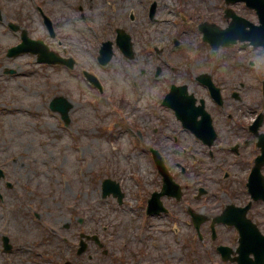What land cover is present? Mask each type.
Segmentation results:
<instances>
[{
    "label": "rangeland",
    "instance_id": "374dc122",
    "mask_svg": "<svg viewBox=\"0 0 264 264\" xmlns=\"http://www.w3.org/2000/svg\"><path fill=\"white\" fill-rule=\"evenodd\" d=\"M152 1L157 2L153 22L147 17ZM37 7L51 19L61 16L56 20L57 32L69 43V52L78 57L73 72L37 63L31 54L6 58V49L19 42V34L6 23L20 26L32 39L44 40L50 49L56 45ZM224 7L222 0H0L4 19L0 21V172L5 175L0 182L1 233L9 232V223L11 232L27 233L33 228L29 219L34 213L41 219L38 228L48 231L62 223L54 218L67 217L68 206L80 210L88 191L86 201L97 207L95 191L106 175L130 193L137 192V186L148 191L159 187L161 180L148 148H160L151 140L167 150L162 155L174 181L182 183L184 178L187 185L197 188L200 181L213 186L217 179L222 188L236 189L231 182H237L232 176L237 168L223 167L226 154L220 153L216 143L222 145L231 133L223 122L250 121L263 111L264 50L214 51L202 42L198 23L209 20L221 26ZM235 8L249 13L241 5ZM209 13H214L213 19ZM113 28H123L130 35L133 57L126 59L115 49L114 58L101 66L95 62L94 45L109 30L107 37L112 36ZM157 68L161 74L155 77ZM83 70L97 77L101 93L88 88ZM200 73L210 74L223 87L225 106L233 115L223 120L206 100L213 118L217 117L214 126L219 138L212 147L221 154L218 161L217 155L215 159L207 153L196 155L195 151H203L201 145L159 103L171 84L185 83L198 98H204V90L195 81ZM233 92L238 99L232 97ZM56 96L70 101L67 126L60 113L49 108ZM135 132L142 136L140 142L136 143ZM181 167L187 172L180 171ZM222 167L230 171L227 179L222 178ZM242 169L245 166L236 172L240 177ZM127 201L130 205V197ZM99 212L90 209V216L99 218ZM105 222L111 223L112 218Z\"/></svg>",
    "mask_w": 264,
    "mask_h": 264
},
{
    "label": "flooded vegetation",
    "instance_id": "af4514ba",
    "mask_svg": "<svg viewBox=\"0 0 264 264\" xmlns=\"http://www.w3.org/2000/svg\"><path fill=\"white\" fill-rule=\"evenodd\" d=\"M78 11L81 13L80 18H83L85 14L82 6H78ZM209 14L214 17V13ZM236 14L250 24H258L256 13ZM58 18L61 16L53 19L55 32L58 29ZM223 20L224 24H228L232 18L223 16ZM55 37L57 38V35ZM244 47L254 49L249 44ZM213 107L216 112H220L223 120L233 118L232 113L227 110L228 106L223 108V105L218 106L213 102ZM259 115L261 116L256 114L250 121L240 120L238 123L228 124L223 122L231 133L222 145L216 143L219 138L214 126L217 117L212 118L216 138L210 147L204 146L193 133L182 130L190 133L201 145L203 151H195L196 155L207 153L209 159H215L214 156L217 155L215 160L218 161L220 155L225 153L221 160L223 167L229 165L237 168L238 172L239 167L245 166V169H242V177L236 172L232 175L237 180L231 182L234 183L235 190L228 186L222 188L217 179H214L216 185H203V181H200L199 187L195 188L187 185L186 179L183 178L182 183L177 182L180 185L179 197L161 196L157 210L147 214L148 208L153 209L156 204L153 198L155 192L160 190L161 178L159 187L152 191L137 187V192L130 193L121 186V199L112 193L103 196V188L99 186L95 191L99 200L97 207L90 206L91 201H86L89 198L88 191L85 193L82 208L75 211L68 206L67 217L54 218L55 222L62 223H55L49 232L39 229L33 219H29L33 228L27 229L24 234L11 232L14 229L9 223L6 229L9 232H0V264H249L252 259L255 261L256 257L264 264V239L256 238L253 233L256 229L264 237V202L250 201L245 185L250 171L255 166L253 160L259 154L257 137L264 135L263 122L254 127V120ZM173 140L176 141L177 138L174 137ZM151 142L160 148L157 150L161 155L166 154L167 150L161 149L155 140ZM215 143L221 154L213 150ZM163 159L166 161L164 157ZM223 167L222 178L227 179L230 171L223 170ZM180 169L183 173L187 172L186 167ZM224 195L228 196L227 201L222 200ZM128 197L131 205L127 204ZM248 203L245 217L254 225L253 229L249 225L248 235L249 241L254 243L252 248L242 253L244 258L238 261V227L232 222H217L216 218L230 211L226 217L228 219L229 216L233 221V208H242ZM93 208L100 210L99 218L90 216V209ZM227 210L229 211L226 213ZM113 215H116L115 218ZM107 218H112V222L106 224ZM37 219L41 222L39 217ZM4 226L7 227L8 223H4ZM42 230L46 233H41ZM4 238L7 241H4ZM255 242H259L260 249H255Z\"/></svg>",
    "mask_w": 264,
    "mask_h": 264
},
{
    "label": "water",
    "instance_id": "95a60500",
    "mask_svg": "<svg viewBox=\"0 0 264 264\" xmlns=\"http://www.w3.org/2000/svg\"><path fill=\"white\" fill-rule=\"evenodd\" d=\"M227 4L244 1L246 5L250 8H254L256 13H264V0H225ZM226 13H232L229 10H226ZM229 15V14H228ZM199 29L203 31L204 37L203 39L210 42L213 48H217L218 46H229L230 43L234 42V38H232L233 27L232 24L225 30H220L216 26H208L207 24H202L199 26ZM255 32V30H253ZM257 33V32H256ZM23 43L14 47L8 51V57H14L24 52H31L38 54V61L52 63V53L48 51L47 47L41 41H31L27 38L26 32L22 33ZM258 34V33H257ZM261 35L264 37V31L261 32ZM244 36V35H243ZM246 37V36H245ZM242 40L246 38H241ZM51 108H53L51 106ZM177 113L181 116V119L184 124H189V120L187 117V110L185 107V103L181 102L180 105L176 109ZM64 117L66 116V111H64ZM156 166L158 171L163 177V188L161 194L167 195H177L178 196V186L174 184L170 176L168 175L166 168L164 167L162 160L158 158L156 160ZM1 177V172H0Z\"/></svg>",
    "mask_w": 264,
    "mask_h": 264
}]
</instances>
